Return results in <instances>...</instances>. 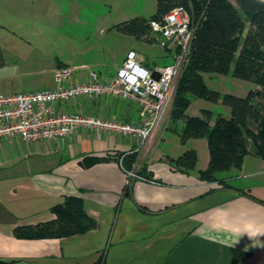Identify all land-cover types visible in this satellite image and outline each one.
Masks as SVG:
<instances>
[{
    "label": "crops",
    "instance_id": "obj_1",
    "mask_svg": "<svg viewBox=\"0 0 264 264\" xmlns=\"http://www.w3.org/2000/svg\"><path fill=\"white\" fill-rule=\"evenodd\" d=\"M62 15L60 0H0V92L54 87L57 67H70L79 79L94 71L70 65L69 58L52 50ZM154 36L135 37L159 41ZM163 48L171 61L172 50ZM55 105L125 121L139 116L133 101L111 95ZM180 124L165 125L144 142L85 129L39 142L1 136L0 264H264V159L246 154L239 168L203 180L198 171L207 164L182 171L171 163L195 149L185 145L189 138L180 141ZM165 129L182 145L175 154L157 153ZM128 169L136 175L129 177ZM71 195L81 198L83 209L96 220L94 228L52 238L13 234L17 225L53 218L51 207Z\"/></svg>",
    "mask_w": 264,
    "mask_h": 264
},
{
    "label": "trees",
    "instance_id": "obj_2",
    "mask_svg": "<svg viewBox=\"0 0 264 264\" xmlns=\"http://www.w3.org/2000/svg\"><path fill=\"white\" fill-rule=\"evenodd\" d=\"M191 1L192 8L188 0H157L152 15L133 17L115 26L125 33L149 39L148 22L176 5H183L197 22L169 119L181 122L178 134L182 143L191 137L206 138L209 160L198 173L201 179L211 181L219 171L239 168L246 154L264 159V105L255 100L254 90H249L245 97L225 93L221 102L229 107L230 116L218 114L212 125L213 114L209 109L201 108L200 115L195 116H188L185 110L192 98L217 100L219 97L218 91L205 83L203 72L230 74L252 81L262 85L264 95V0ZM196 162V150L192 148L171 159L173 166L182 171L193 169ZM50 211L53 218L17 225L13 234L22 238H52L83 233L96 226V220L83 209L80 197L66 196Z\"/></svg>",
    "mask_w": 264,
    "mask_h": 264
},
{
    "label": "built area",
    "instance_id": "obj_3",
    "mask_svg": "<svg viewBox=\"0 0 264 264\" xmlns=\"http://www.w3.org/2000/svg\"><path fill=\"white\" fill-rule=\"evenodd\" d=\"M148 26L151 33L159 35L160 44L172 50L169 63L147 68L138 61L136 51L129 49L120 65L107 76L91 71L87 78L79 79L70 67H57L53 71L54 87L0 92V137L17 136L39 142L64 139L85 129L97 136L106 131L136 136L144 142L152 134L160 133L169 119L176 80L188 61L197 22L183 5H176L160 18L151 19ZM108 95L133 101L138 107V120L68 112L55 105L83 96ZM127 175L136 174L127 170Z\"/></svg>",
    "mask_w": 264,
    "mask_h": 264
},
{
    "label": "rangeland",
    "instance_id": "obj_4",
    "mask_svg": "<svg viewBox=\"0 0 264 264\" xmlns=\"http://www.w3.org/2000/svg\"><path fill=\"white\" fill-rule=\"evenodd\" d=\"M69 1L60 0L63 15L56 27L59 38L54 40L52 50L60 58H69L70 65L84 64L87 66L85 70L92 69L102 75L108 70V72H114L120 63V58L130 47L141 54V60L148 67L170 62V57L164 54V48L159 43L158 34H153L148 30L147 35L149 37L155 35L154 38L159 39V41H149L125 33L115 26L134 16H149L156 9L155 0H73V3ZM188 3L191 8L194 7V2L188 0ZM180 75L176 80L175 89ZM203 79L207 86L218 91L219 97L217 100L201 97L192 98L185 110L190 115L199 114L200 108H206L212 112L213 118L218 114L229 116L230 109L222 104V95L230 93L245 97L249 90L257 86L252 81L240 79L230 74L204 72ZM254 92L255 100L264 105L262 85ZM114 99L124 100L121 98ZM172 107L174 108L173 101ZM171 123V120L168 119L166 127ZM195 138L194 142L189 138L185 145L194 144L197 154L196 167L200 164L205 166L209 159L205 138ZM158 147L157 153L160 150L162 152L168 150L175 154L182 145L179 144L177 135L171 129H165L164 138Z\"/></svg>",
    "mask_w": 264,
    "mask_h": 264
},
{
    "label": "water",
    "instance_id": "obj_5",
    "mask_svg": "<svg viewBox=\"0 0 264 264\" xmlns=\"http://www.w3.org/2000/svg\"><path fill=\"white\" fill-rule=\"evenodd\" d=\"M0 57H1V54H0ZM152 75H153V77L157 78V73L156 72H153Z\"/></svg>",
    "mask_w": 264,
    "mask_h": 264
}]
</instances>
